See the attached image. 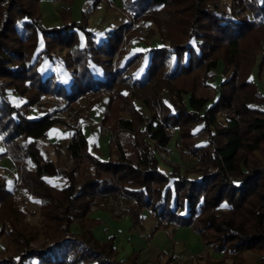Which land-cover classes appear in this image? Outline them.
I'll return each instance as SVG.
<instances>
[{"label":"trees","instance_id":"1","mask_svg":"<svg viewBox=\"0 0 264 264\" xmlns=\"http://www.w3.org/2000/svg\"><path fill=\"white\" fill-rule=\"evenodd\" d=\"M39 2L0 0V134L5 141L1 154L15 162L24 160L21 187L40 200L44 217L38 225L26 224L22 233L19 220L28 212L14 203L15 191L6 187L0 175L1 227L7 226V235L18 248L31 246L19 254L17 263L134 264L136 252L116 258L109 246L112 257L102 254L108 243L100 242L91 229L98 219L86 218L98 203L97 195L120 187L137 200L135 222L139 209L150 208L155 214L149 236L161 227L189 226L213 251L224 252L236 262L242 261L246 250L262 252L264 169L244 171L241 161L255 157L253 151L264 155V94L250 91L246 81L264 46V0H232L227 9L221 0H124L135 19L165 26L158 45L148 48L137 41L129 52L119 48L120 26L102 38L66 12L61 14L62 25L42 27ZM247 8L252 18L244 12ZM62 51L66 64L73 65L74 79L68 86L59 82L52 69H45L46 62L55 64ZM202 69L219 74L207 88L200 86L196 74ZM228 71L230 75L224 76ZM162 84L177 99L161 107L160 117L150 97L144 99L153 110L146 124L148 135L161 147L170 140L168 128L178 127L183 142L191 146L193 136L206 129L215 143L209 160L216 171L198 178L170 175L158 167L144 134L134 133L143 114L134 103L135 95ZM104 88L108 92L100 119L116 132V147L100 158L77 130L63 146L71 160L80 161L79 169H65L43 146L42 139L60 120L52 116L54 108L48 111L45 103L40 105L39 98L56 92L73 105L80 94ZM220 106L233 108L236 114L225 118L224 124L216 120ZM33 107L36 115L28 113ZM53 145L59 146L55 141ZM41 160L48 163L46 169ZM46 175L62 177L65 183L60 188L51 186ZM202 215H208V220ZM84 217L88 221L81 235L88 244L62 239L61 221ZM44 237L53 240L47 249ZM32 247L38 249L33 252ZM12 262L0 259V264Z\"/></svg>","mask_w":264,"mask_h":264},{"label":"rangeland","instance_id":"2","mask_svg":"<svg viewBox=\"0 0 264 264\" xmlns=\"http://www.w3.org/2000/svg\"><path fill=\"white\" fill-rule=\"evenodd\" d=\"M231 2L232 0H221L223 7L226 9ZM39 11L41 12L38 24L45 28L62 25L61 14L66 12H68L66 16H69L71 19L81 20L86 28L92 29L93 32H96L102 38H105L108 31L118 29L120 26L122 42H120L119 48L122 52H129L133 48H136L137 41L143 43L148 48L158 45L160 35H163L162 29H165L162 22L157 26L153 22L148 23L142 21V19H135L133 12L125 7L124 0H40ZM244 12L252 18V12L248 8ZM66 61L65 51H62L56 58L55 64L52 61L46 62L45 69L47 71H51L52 69L56 73L59 82L68 86L74 79L72 76L73 65H67ZM114 61L115 56L113 57V63ZM258 62H261L260 71L257 70ZM229 71L224 76L230 75ZM252 72L246 80L250 86L249 90L254 92L259 91L261 94H264V46L257 53V61ZM196 74L200 80V86L205 88H207V83L213 82V79L219 76L217 72L212 73L211 71L206 73L204 69L197 71ZM155 89L154 91L148 89L147 92L140 91L138 96L135 95L134 97V103H137V107L143 113L141 122L136 126L134 133L144 134V138L151 144L155 156L158 158V167L163 171H167L170 175L177 174L194 178L202 176L206 171H216L211 160H209L211 158L210 155L215 152V143L212 142L209 132L206 129L199 131L193 136L191 146H187L183 142L178 127L168 128L170 131V140L167 145L165 144L161 147L148 135L146 124L149 118H152L153 110L146 106L147 103H145L144 99L150 97V102L154 104L156 116L158 117H160L161 107L163 105L167 107L171 104L169 102L170 99L173 101L177 99V94L172 93L169 86L162 84V86L156 87ZM212 89L210 88L209 91ZM107 92L104 88L99 92L93 91L82 95L80 94L77 99V104L73 105L68 104L67 100L57 95L58 93L56 92L42 95L39 98L40 105L41 103H45L44 107L48 111L54 108L55 110L52 116L60 120L48 130L47 136L42 139V143L49 157L53 161H57L63 168L68 169L70 167L74 171L79 169L80 161L76 159L71 160L63 146V141L70 138V135L77 130L85 134L84 136L88 140V147H93L91 150L96 152L100 158H106L109 148L113 150L116 147L113 144L116 132L110 124H103L100 119L102 109L105 107L104 103ZM247 105H251V103H247ZM233 110V108L230 110L220 106L216 112V120L224 124L225 118L232 114L236 115ZM121 112L123 115L129 116L125 111L122 110ZM28 113L30 115H36L37 108L33 107L29 109ZM110 118L113 120L116 119L114 115H110ZM209 128L213 132L214 128L211 126ZM2 138L3 136L0 134V140ZM54 141L59 146L55 147L53 145ZM4 149L5 141L3 145H0V175L4 178L6 187L15 191L14 203L28 212L19 220L21 224L20 231L25 233L26 224L38 225L43 221L44 217L41 212V203L39 199L21 187L24 160L15 162L9 155H2L1 151ZM253 154L255 157H247V159L241 161L244 171L250 172L255 168L261 169V167L264 169V155L258 151H253ZM47 164V162L41 160L40 165L42 169H46ZM44 179L47 184L58 188L62 187L65 183L64 179L57 175H46ZM105 198L109 199L110 202H105L103 200ZM96 199L98 203L90 208L86 218L98 219V222L93 224L91 229H93L92 233L94 237L100 242L108 243L107 247L101 248L102 254L107 253L108 256L112 257L113 253L109 252L108 249L111 246L115 256H117L116 258L129 257L133 248L139 257L141 253L139 254L138 246L140 244H138V238L141 236L144 241V247L149 248L152 254H155L151 260L155 264H165L168 260L174 261L175 264H183L182 261H187V264H264V250L262 252L251 249L246 250L242 254V261L236 262L234 258L224 255V252L213 251L210 245L196 231L192 230V227L165 226L153 231L149 236L150 230L153 228L155 214L150 208L139 209L136 213L139 215L138 222H135L133 213L135 212L134 207L137 200L126 195L122 187L113 193H106L102 196L97 195ZM125 204L128 208L120 210L119 207ZM95 208L105 210L111 216L109 217L110 219H101L100 223L99 218H97L98 215L93 212ZM59 211L60 213L64 212L62 206L59 207ZM125 214L129 215L132 222L127 218L118 222L113 221L122 218ZM207 216L202 215V218L208 220ZM112 218L113 220H111ZM80 220V218H75L70 221L63 220L58 226V230H60L59 233L62 239H69L70 241L78 239L82 243L81 246H85L88 243L82 237L81 231L84 230V224H87L88 220L84 217L81 220L83 224H81ZM104 221L105 223H103ZM225 221L229 222V216L225 218ZM6 228L7 226H5V229L3 226L1 227L0 222V259L13 260L12 264H18L17 262L20 261L19 254L26 252L31 246L22 245L19 248L17 245L15 246L11 236L7 235ZM192 232L194 234L196 233L197 239H199V247L196 245L193 246V243L190 242L189 234L191 235ZM44 242L46 245L43 248L47 249L53 240L44 237ZM169 247L172 249L173 255L165 252ZM32 248L33 252L38 249L36 247ZM141 257L142 255L140 259ZM36 258L35 256L34 259L36 260Z\"/></svg>","mask_w":264,"mask_h":264},{"label":"crops","instance_id":"3","mask_svg":"<svg viewBox=\"0 0 264 264\" xmlns=\"http://www.w3.org/2000/svg\"><path fill=\"white\" fill-rule=\"evenodd\" d=\"M43 1V0H42ZM44 1H46V0H44ZM93 212H95V214L96 215H98V217L97 218H99V220H100V223H101V219H110L109 217H111L110 215H108L107 213H106V211L105 210H102V209H99V208H95L94 210H93ZM125 218H127L128 220H130L131 221V218L129 217V215H127V214H125V216H123L122 218H120V219H118V220H113V218L111 219V220H113V221H116V222H118V221H121V220H123V219H125ZM132 222V221H131ZM103 223H105V221L103 222ZM182 227H189V226H182ZM95 228V227H94ZM189 239H190V242L191 243H193V246H197V247H199V245H200V243H199V239H197V236H196V233L194 234L193 232L191 233V235L189 234ZM106 237H108V236H106ZM106 237H104V238H106ZM103 238V239H104ZM139 239V242H138V244H140L139 246H138V248H139V254L141 253V255H142V257H141V259H140V256L137 258V260L135 261L136 262V264H155V262H152L151 260H152V258L155 256V254H152V252L149 250V248H146V247H144V241L142 240V238H141V236H140V238H138ZM143 245V246H142ZM135 251V249L133 248V250H132V252H134ZM167 254H169V255H173L174 253H173V251H172V249L169 247L168 248V250H166L165 251ZM123 259H125V258H127V257H122ZM183 259V258H182ZM183 262V264H187V261H182ZM166 264V263H165Z\"/></svg>","mask_w":264,"mask_h":264},{"label":"built area","instance_id":"4","mask_svg":"<svg viewBox=\"0 0 264 264\" xmlns=\"http://www.w3.org/2000/svg\"><path fill=\"white\" fill-rule=\"evenodd\" d=\"M263 91H264V89H263ZM3 142H4V139L2 138L1 140H0V145H3ZM116 194H117V192H116ZM117 195H119V194H117ZM105 202H107L108 201V203L110 202L109 201V199H103ZM120 210H125V209H127L128 207H127V205L125 204V205H121L120 207ZM166 264H175V262L174 261H169L168 260V262L166 263Z\"/></svg>","mask_w":264,"mask_h":264}]
</instances>
